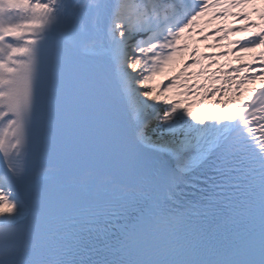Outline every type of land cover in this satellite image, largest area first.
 <instances>
[{
    "label": "snow or ice",
    "instance_id": "snow-or-ice-1",
    "mask_svg": "<svg viewBox=\"0 0 264 264\" xmlns=\"http://www.w3.org/2000/svg\"><path fill=\"white\" fill-rule=\"evenodd\" d=\"M0 264H264V0H0Z\"/></svg>",
    "mask_w": 264,
    "mask_h": 264
},
{
    "label": "rangeland",
    "instance_id": "rangeland-1",
    "mask_svg": "<svg viewBox=\"0 0 264 264\" xmlns=\"http://www.w3.org/2000/svg\"><path fill=\"white\" fill-rule=\"evenodd\" d=\"M209 31H211V30H209ZM241 35H246V34H240V33H238V34H236V35H233L236 39H239V37L241 36ZM229 39H232V40H236V39H234L233 37H232V35L230 34V36H229ZM211 42V41H210ZM200 43H201V40L198 42V43H196V44H198V45H200ZM228 43V41L227 40H220V45H221V47H220V50H224L223 51V53L224 52H226L227 50L223 47V45H225V44H227ZM207 48L205 47V46H203V51L204 52H202L203 54H205V56H207ZM216 49H213L212 50V53L211 54H213V58H214V54H216V53H218L217 51H215ZM196 54L194 53V56H195ZM240 55H242L243 56V59H241V60H236L233 56H231V55H229L228 57L230 58V61H234V62H242V61H244V60H246L247 58H248V56L250 55V53H241ZM204 61V60H203ZM203 61H202V63H203ZM191 71V70H190ZM257 71L259 72V69H257ZM204 82V79H203V77H201L200 78V83H203ZM189 84H190V87H192V88H195V86H196V84H195V82L194 81H189ZM256 85V84H255ZM255 85H248V87L249 88H252V86H255ZM193 94H195V93H189V95H193ZM196 111H198V109H196Z\"/></svg>",
    "mask_w": 264,
    "mask_h": 264
},
{
    "label": "bare ground",
    "instance_id": "bare-ground-1",
    "mask_svg": "<svg viewBox=\"0 0 264 264\" xmlns=\"http://www.w3.org/2000/svg\"><path fill=\"white\" fill-rule=\"evenodd\" d=\"M218 22V21H217ZM217 22H215V23H213L212 25H209L208 27H210V26H214ZM234 27H236L237 25H233ZM207 27V28H208ZM217 35H218V33H212V34H209L208 35V39L207 40H203V43L204 44H207V45H209L208 44V40L209 39H213V44H215V45H217L216 47H211V48H217L218 47V45H219V41H218V39H217ZM215 37V38H214ZM234 52H235V49H234ZM241 54V53H240ZM190 62V61H189ZM259 86V85H258ZM257 86V87H258Z\"/></svg>",
    "mask_w": 264,
    "mask_h": 264
}]
</instances>
